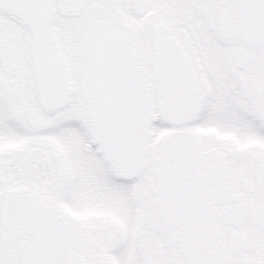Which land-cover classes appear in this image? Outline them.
Instances as JSON below:
<instances>
[{
    "label": "snow or ice",
    "instance_id": "6c2138e0",
    "mask_svg": "<svg viewBox=\"0 0 264 264\" xmlns=\"http://www.w3.org/2000/svg\"><path fill=\"white\" fill-rule=\"evenodd\" d=\"M0 264H264V0H0Z\"/></svg>",
    "mask_w": 264,
    "mask_h": 264
}]
</instances>
